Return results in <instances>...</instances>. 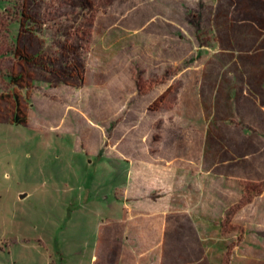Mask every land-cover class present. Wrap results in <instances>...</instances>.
Masks as SVG:
<instances>
[{"label": "rangeland", "instance_id": "rangeland-1", "mask_svg": "<svg viewBox=\"0 0 264 264\" xmlns=\"http://www.w3.org/2000/svg\"><path fill=\"white\" fill-rule=\"evenodd\" d=\"M7 75L0 264H264V0H0Z\"/></svg>", "mask_w": 264, "mask_h": 264}, {"label": "trees", "instance_id": "trees-1", "mask_svg": "<svg viewBox=\"0 0 264 264\" xmlns=\"http://www.w3.org/2000/svg\"><path fill=\"white\" fill-rule=\"evenodd\" d=\"M187 17H188V20H190L192 22V24L200 21L199 14L195 13L193 11L188 12ZM194 27L196 28V34L198 36L200 34H203V33H201V28L199 25L195 24ZM42 32L46 35V32L44 30ZM61 35H62L61 33H57V34H53L51 37H48V38H51V40H52L49 42V45L54 44L55 41H53V39L56 40V38H58V36H61ZM45 44H47L46 41H42V48H45V46H46ZM23 61H25V63L29 64L28 60H23ZM187 64H188V62L183 63L180 68H184L185 66H187ZM6 78L8 80V84L11 85V88L9 90L10 91L9 95L0 94V106L4 103L8 105V108L10 110V117H9L8 123L13 124V125H25L26 124V117H25V115L22 114V111H21L22 103L24 102V100L22 99L23 95L18 90H16V87L19 86L18 85L19 78H15L13 76H8V75ZM235 124L238 127H240L241 130L246 134L256 133L252 128H250L247 124H245L241 120L237 121ZM109 127L113 128L112 123L109 124ZM257 134L259 136L264 137V135L261 133H257ZM189 187H191V186H189ZM260 192L261 191L256 192V195L259 194Z\"/></svg>", "mask_w": 264, "mask_h": 264}, {"label": "water", "instance_id": "water-1", "mask_svg": "<svg viewBox=\"0 0 264 264\" xmlns=\"http://www.w3.org/2000/svg\"><path fill=\"white\" fill-rule=\"evenodd\" d=\"M23 198H24V195H21V196H20V199H23Z\"/></svg>", "mask_w": 264, "mask_h": 264}, {"label": "crops", "instance_id": "crops-1", "mask_svg": "<svg viewBox=\"0 0 264 264\" xmlns=\"http://www.w3.org/2000/svg\"><path fill=\"white\" fill-rule=\"evenodd\" d=\"M125 205L123 206V209H124Z\"/></svg>", "mask_w": 264, "mask_h": 264}]
</instances>
